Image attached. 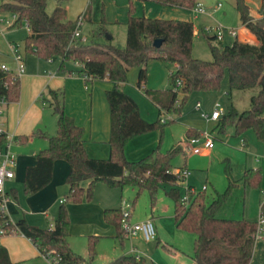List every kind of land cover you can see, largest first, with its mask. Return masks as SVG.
<instances>
[{
  "label": "trees",
  "instance_id": "16d2710c",
  "mask_svg": "<svg viewBox=\"0 0 264 264\" xmlns=\"http://www.w3.org/2000/svg\"><path fill=\"white\" fill-rule=\"evenodd\" d=\"M65 1L57 0L55 9L49 12L47 0H0V12L17 14L10 27L23 23L28 26L26 52L44 59L60 57L61 70H66L68 62H80L83 67L78 72L87 75L86 80L108 79L113 82L112 88L106 90L111 114L110 155L108 158H97L88 153L83 127L66 113L65 91L48 88L46 99L57 116V132L49 136L48 146L37 153L36 163L26 167L24 192L34 194L48 185L53 177L55 161L64 159L70 163L67 175L69 193L60 203L53 228L30 224L24 218L12 221L1 212L0 227L23 233L40 251L55 250L62 255L65 264H91L70 245L71 218L66 201L93 199L95 185L101 181L110 187H136L135 200L148 190L155 203L160 187L168 184L170 188L166 193L174 201L176 226L196 234L193 264H248L256 241L257 221L218 215L220 207L237 185V181L230 176V168H226L229 184L224 191H218L210 200L205 190L194 189L188 192V202H184L180 191L184 180L173 164L174 158L184 150L182 143L166 151L161 150L164 128L174 119H145L138 102L124 89L123 83L128 79L130 68L139 67L137 84L159 107L160 113L164 110L180 114L192 92L221 89L228 70L231 88L259 86V91L252 95L249 108L239 111L233 107L222 118L221 129L232 123L235 134L242 135L246 130L253 129L260 139H264V0H261V15L257 18L252 15L246 0H236L242 23L257 36L258 42L245 43L236 39L231 44H211L213 59L193 55V21L137 15L134 0H130L125 44L103 40L109 33L105 18L92 22L93 37L98 40L83 42L72 39L76 20L69 18ZM151 1L183 8H194L198 3L197 0ZM156 38L163 39L160 46L154 45ZM208 38L211 40L217 36L208 35ZM154 59L177 65L170 73L171 88L151 89L144 86L148 64ZM1 95L6 96L9 102L17 101L21 95V77L0 67ZM152 130L158 131L160 136L153 159H128L125 154L128 140ZM187 132L188 137L201 135L193 128ZM23 138L26 136H20L21 140ZM7 141V133L0 131V149L6 146ZM242 179L247 185L260 188L263 179L261 168L245 169ZM84 180H89L87 186L82 185ZM8 192L15 196V189ZM104 219L116 225L117 237L123 239L126 236L122 208H105ZM89 253L91 258L95 254L93 235L90 237ZM0 264H14L8 248L3 244H0ZM108 264L153 263L145 256L124 253Z\"/></svg>",
  "mask_w": 264,
  "mask_h": 264
},
{
  "label": "crops",
  "instance_id": "0c3cea01",
  "mask_svg": "<svg viewBox=\"0 0 264 264\" xmlns=\"http://www.w3.org/2000/svg\"><path fill=\"white\" fill-rule=\"evenodd\" d=\"M116 2L117 0H112V3ZM126 2V5H130V0ZM137 4L144 6L146 9L145 12L141 13L138 10L140 8L139 6L138 9H136L137 15L186 20H191L192 18L186 14V10H188L187 8L173 5H161L151 0H137ZM216 7L220 8V5H217ZM201 13H209V11L206 8V11ZM81 14H84L81 32L87 37V41H89L88 36L83 32L82 27L85 21L88 24H93L92 22L97 21L93 19V12L90 6L85 8L83 12L77 16V18ZM127 19L128 13H126L122 20L119 18L117 19V21L125 25L126 30ZM109 22L113 21L109 20ZM242 29V31L237 32V40L245 43L258 42L257 36L252 33L244 24ZM195 32L196 25L194 23V34ZM107 34L111 35L110 38H114L112 33ZM26 54L28 56L25 55L24 61L27 67H25L26 69L21 75L20 98L17 101L9 102L5 106L4 111L0 114V123L2 124V129L8 134L19 136L18 139H15L11 143V145L16 143V145L21 150L20 152H15L16 165L14 167V177L8 179L5 185L8 191H11L12 189H15L16 191L15 196L10 195V199L7 203V213L12 220L15 219L16 221L24 218L30 224L40 227H48V225L44 223L45 219H47L50 214H55V220L61 200L64 199L69 193L67 175L70 170V163L64 159H57L54 163L53 177L51 182L34 194H26L24 192L26 167L30 164L36 163L37 153L41 149L48 146L49 136L54 135L57 132L56 114L52 112V118H50L48 121L46 120V116L49 113V110L46 107L48 106V101L46 99L48 95L47 90L48 88H54L63 89L65 91L66 113L70 115L77 124L83 127V139L85 141L88 153L93 157L108 158L110 155V145L108 142L111 133V114L109 103L106 97V90L112 88L113 82L108 79L86 80L84 74L78 72L83 67V64L80 62H68L66 65V70H61L60 66L62 59L60 57L44 59L33 53L26 52ZM173 64L176 68V64ZM131 68V70L128 72L129 80L128 82H124L123 86L124 89L138 102L142 116L149 121H154L158 117L168 119L164 114L165 111L163 110L162 113H160L159 107L148 97V95L145 94L142 88L138 86L139 67ZM15 69L16 67L13 70ZM151 83L156 86V89H161L158 87V85L153 83L152 80H146L144 86L149 88V86H152ZM197 102L201 103L199 108L196 107ZM197 102L195 104L194 110H189L186 115L181 112L178 114V116H180L178 120L176 117H172L171 119H174L175 122L171 124L169 123L165 126L164 136L161 143L162 151L170 149L177 143H183L184 140L188 138L187 131L189 128L196 129L200 131L201 134L206 132L213 134L216 129L218 130V128L222 131V118L228 114L231 109H229L227 113H224L222 110V115L218 119L206 118L202 115V112L205 111L211 113L214 110L216 104L214 105L213 109H211L208 106L203 107V104L200 100ZM36 132L39 133L36 134ZM231 132L235 133L234 125ZM20 136H26V138L21 140ZM246 136L248 139L241 137L240 141L243 145L248 144L250 152H246V154H244L241 166L235 170L234 177L236 180H238L243 176L245 169L260 167L262 170L263 179L259 189L264 197V139L255 140L254 136L249 133ZM159 137V132L156 130L132 137L128 140L125 146L126 157L130 160H139L144 157L153 159L154 150L159 142ZM215 138L217 137L215 136ZM232 144H237V141L236 139L232 138L230 133L226 132L224 138H220L219 142H214V145L211 148H206L201 153H188L183 150L181 152L183 154V158L181 159L180 163L181 165L178 167L174 165V168L189 167L194 172H201L207 175L205 181H211L213 185L218 187L220 190L221 188H224L229 177L228 175L226 176V174L219 179H213L210 177L213 165L215 163L214 159L220 156L225 159L228 158V154H232L233 150H235L231 147L233 146ZM226 167L230 168L229 163ZM17 183L23 184V186L19 187ZM88 183L89 180H84L82 185L87 186ZM246 185L247 184L244 183V187H246ZM189 186L197 190L195 185L191 184ZM132 187L136 194V187ZM19 188H22V190L19 191ZM205 189H207L206 186ZM22 203L26 207L22 206ZM263 203L264 200L262 204ZM103 206L106 208H117L108 207L109 205L106 203H85L78 206L73 205L70 207V210L82 209V211L88 212L94 208L96 215H98L102 213L104 208ZM243 217L248 219V217L245 215L233 218ZM18 234L20 235L18 236L20 238L19 241L23 245V251L18 257H13V247H11L8 237L11 234L0 236V244H3L8 248L10 258L14 264H21L22 262L26 263V260L28 259L42 257L40 250L30 238H28L23 233ZM248 264H264V238L255 241L252 258Z\"/></svg>",
  "mask_w": 264,
  "mask_h": 264
},
{
  "label": "rangeland",
  "instance_id": "374dc122",
  "mask_svg": "<svg viewBox=\"0 0 264 264\" xmlns=\"http://www.w3.org/2000/svg\"><path fill=\"white\" fill-rule=\"evenodd\" d=\"M126 1L129 0H117L116 3H112V0H66L64 4L67 7L69 18L73 20H76L77 16L83 12L85 8L90 6L93 12V19L99 21L102 18H105L108 22V32L114 35L113 39L105 36L103 40L123 45L126 43L127 30L125 25L117 21V19L119 18L122 20L126 13H128L129 5H126ZM197 1L204 4L209 13H198L194 8H187L188 10H186V14L192 17L191 20H193L196 25V32L193 39V55L202 59H213L211 44H231L237 39L236 36L231 34V30L234 29L237 30V32L242 31L243 23L236 8V0ZM246 1L250 6L252 15L256 18L259 17L261 15V0ZM133 2L135 9H138L140 5L137 4V0H134ZM219 3L220 8H217L216 6L219 5ZM56 5L57 0H47V10L49 12H52ZM138 10L143 13L146 9L144 6H140ZM2 13L7 14L8 12ZM109 20L113 22H109ZM92 28L93 24H88L85 21L82 30L88 36L89 41L98 40L97 37H93ZM219 31L222 33V38L211 40L208 38V35L217 34ZM27 34L28 27L25 23L10 27L6 22H0V63H7L10 68L13 69L16 67L11 44H18V51L25 58V55H27L25 50V38ZM25 67L27 66L25 65ZM148 67L147 81L152 80V82L158 85L161 89L172 87L173 83L170 77V72L175 70L173 63L154 59L149 62ZM133 68L137 67L134 66ZM128 80L129 79H127L126 82H128ZM151 85L153 87L149 86V88L156 89V86L152 83ZM258 91L259 86L247 89L231 88L229 84V73L227 70L221 89L196 90L192 92L185 102L182 112L186 115L189 110H194L195 104L198 100L202 102L203 107L208 106L211 109H213L214 105L218 102V108L223 110L224 113H227L229 109H232L234 106L237 107L239 111H243L251 106V97ZM46 107L49 110V113L46 116V120L48 121L53 116V109L49 105ZM164 114L166 115V118L169 119L176 117L178 120L180 118V116L175 113L165 112ZM174 122L175 121L171 123ZM232 129L233 124L227 123L224 130L221 131L218 128V130L216 129L212 134L214 142L216 143L220 141V138L225 137L226 132L230 133L232 138L237 141V144H232L233 146L231 147L235 150H233L232 154H228V158L225 159L220 156L214 159L215 163L210 176L213 179H219L223 175L225 176V174L227 176L226 166L229 163L230 176L236 180L234 172L241 166L244 154L250 152L248 144L243 145L240 138L244 137L248 139L246 135L249 133L254 136L255 140H260L253 129L246 130L242 136L231 132ZM215 136L217 138H215ZM10 148L14 153L21 151L16 143L11 145ZM182 158L183 154H178L173 160L174 165L177 167L180 166ZM186 169L188 174L184 182H181L180 184L182 196L186 195L187 187L193 184L197 190H205L208 198L211 200L215 197L218 191H224L229 184L228 178V182L224 188L219 190V188L213 185L211 181H205L207 175L197 171L194 172L189 167ZM241 179L242 177L236 180L237 185L232 189L230 196L220 207L218 215L221 217H241L245 215L248 219L257 221L261 216V204L264 197L258 187L250 185L244 187V181ZM18 185L19 187L23 186V184ZM205 186L207 189H205ZM169 188L170 186L168 184L161 186L157 193L156 201L153 203L148 190L143 191L135 200V192L131 185L119 188L110 187L101 181L97 182L93 199L87 200L84 198L80 202L72 200L66 201L71 218L70 234L68 237L71 247L77 253L89 260L91 264H108L110 261L124 253L145 256L147 260L153 264L193 263L194 240L196 234L179 229L176 226L173 216L174 201L166 193ZM20 190H22V188H19V191ZM85 203H106L109 205L108 207L122 208L123 211L131 210V216L129 218L130 224L141 222L148 217H152L156 226V238L146 240L141 232H138L137 234H128L126 232V236L123 239L117 237L116 225L107 222L104 219V209L106 208L104 206L102 213H97L98 215H96L94 208L88 212H84L82 209L70 210V207L73 205L78 206ZM21 205L24 206L23 203ZM54 215L55 214H50V216L45 219L44 223H46L48 227H50L51 223H54ZM92 235L95 239V254L91 258L89 253V243ZM18 236L20 235L17 232L8 236L9 243L11 247H13V257H18L23 251V245L19 241L20 238ZM26 264H45V260L44 258L42 259V257H35L26 260Z\"/></svg>",
  "mask_w": 264,
  "mask_h": 264
},
{
  "label": "built area",
  "instance_id": "2783aa9c",
  "mask_svg": "<svg viewBox=\"0 0 264 264\" xmlns=\"http://www.w3.org/2000/svg\"><path fill=\"white\" fill-rule=\"evenodd\" d=\"M194 9L198 13L206 11V7L202 3H197ZM17 17L18 16L16 13L8 12L7 14H3L2 12H0V22L4 21L10 26L16 21ZM83 19H84V14H81L77 18L76 26L72 34V39H79L83 42H86L87 37L81 32V26H82ZM231 34L236 36L237 30L232 29ZM215 35L217 36L218 39L222 38V33L220 31ZM11 48L13 50L14 58L17 64L16 69L15 70L11 69L9 65L4 62L0 63V67L4 70L13 71L14 76L21 77V75L25 71L24 57L18 51V44H11ZM84 77L87 78V75H84ZM8 103L9 101L6 98V96L1 95L0 96V114L4 111V108ZM200 105L201 103L197 102L196 107L199 108ZM218 106H219V103L217 102L214 110L211 113L204 111L202 112V115L206 118H212V119L220 118L222 110H220ZM162 120H165V118H162ZM1 125L2 124L0 123V131H4ZM7 137H8V141H7L6 146L0 149V212L4 215H8L7 203L10 199V194L8 190L6 189L5 185L8 179H11L14 177V174H15L14 167L16 165V154L10 148L11 143L16 139V136L14 134L7 133ZM213 145H214V138L212 134L208 132L201 134L200 136L188 137L182 143L183 149L188 153H201L204 149L211 148ZM176 171H179L181 173L183 180L186 179V176L188 174V171L186 168L184 167L178 168L176 169ZM190 191H194V189L188 186L186 195L182 196V200L184 202H188L189 200L188 192ZM62 201H64V199H62L61 202ZM130 216H131V210L123 211V225L126 228V232L128 234H137L138 232H141L144 235L146 240H151V239L156 238V226L152 218H147L141 222L130 224L129 222ZM53 226L54 224L51 223L50 228H53ZM263 226H264V211L262 210L261 216L257 220V228L255 232L256 240L264 238V227ZM15 232H17L15 229L9 231L3 227H0V236L6 235V234H12ZM17 233H21V232H17ZM40 252H41L42 257L45 260V264H65L63 261L62 255L57 253L55 250H47V251H40ZM21 264H26V263L22 262Z\"/></svg>",
  "mask_w": 264,
  "mask_h": 264
},
{
  "label": "water",
  "instance_id": "95a60500",
  "mask_svg": "<svg viewBox=\"0 0 264 264\" xmlns=\"http://www.w3.org/2000/svg\"><path fill=\"white\" fill-rule=\"evenodd\" d=\"M107 37L110 38L111 35H110V34H107ZM162 42H163V39H162V38H156V39L154 40V45H155V46H160V45L162 44Z\"/></svg>",
  "mask_w": 264,
  "mask_h": 264
}]
</instances>
